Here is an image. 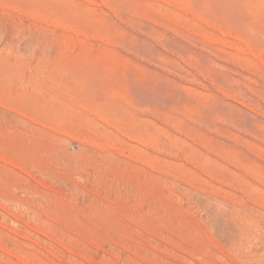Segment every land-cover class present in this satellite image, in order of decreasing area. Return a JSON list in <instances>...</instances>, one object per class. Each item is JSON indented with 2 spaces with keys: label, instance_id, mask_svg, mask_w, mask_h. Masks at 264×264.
I'll list each match as a JSON object with an SVG mask.
<instances>
[{
  "label": "rangeland",
  "instance_id": "rangeland-1",
  "mask_svg": "<svg viewBox=\"0 0 264 264\" xmlns=\"http://www.w3.org/2000/svg\"><path fill=\"white\" fill-rule=\"evenodd\" d=\"M0 264H264V0H0Z\"/></svg>",
  "mask_w": 264,
  "mask_h": 264
}]
</instances>
